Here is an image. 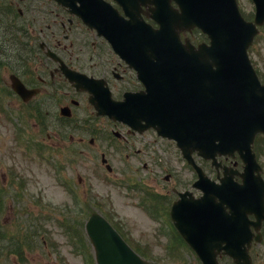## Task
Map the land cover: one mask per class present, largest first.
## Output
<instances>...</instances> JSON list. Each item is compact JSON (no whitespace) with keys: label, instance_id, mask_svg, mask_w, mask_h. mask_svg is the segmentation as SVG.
<instances>
[{"label":"water","instance_id":"95a60500","mask_svg":"<svg viewBox=\"0 0 264 264\" xmlns=\"http://www.w3.org/2000/svg\"><path fill=\"white\" fill-rule=\"evenodd\" d=\"M80 1L84 3L81 6L82 18L90 23L93 19L88 9L91 0ZM173 1L179 5V9H172L170 0H154L155 4H160L161 12H165V16L160 13L156 19L160 23L157 31L142 19L122 20L114 10H109L108 15L114 13L119 19L116 20L118 23L106 25L101 24L102 20H93L91 23L98 26L100 34L113 42L116 49L125 53L127 62L139 66L145 78L166 77L162 82L166 86L163 94L152 100L147 98L148 104L150 101V112L145 117L148 127L159 125L156 127L158 131L163 129L169 137H176L184 153L198 149L208 157L209 152L214 149L220 147L223 150L227 145L246 140L249 147L253 142V134L264 132V86L261 87L257 81L247 54L248 47L258 32L256 26L264 22V0H253L257 13L255 24L243 19L235 0ZM168 13L171 15L167 16ZM195 26L208 34L211 45L201 46V51L196 52V58L191 64L187 54L180 55L181 51L176 46L180 42L177 35L179 30H190ZM191 74H197L201 81L196 83L200 84V91L195 102L187 90L194 82ZM203 77L212 79L214 86ZM131 103L133 102L129 100L126 104L107 107L114 113L116 111L119 118L133 123L138 118L129 114ZM186 109L189 110L188 113ZM184 121L192 123L183 126ZM219 140L221 144L217 147L215 142ZM258 169L255 162L247 173L253 174ZM260 182L258 176L257 182L248 175L245 178L247 187L242 191H248L249 195L242 214L245 217L247 213L257 210L256 194ZM211 184L208 182V185ZM234 202L235 197L232 200L229 195L226 196L225 204L228 207L232 208ZM263 204L264 201L260 204L259 218L264 215ZM86 225L98 264H148L126 246L111 224L100 214L93 215ZM233 229L228 228V232L223 230L219 237L214 238L217 231L211 228L204 232L207 238L201 240L199 238L203 236V231L192 229L184 232L186 241L194 247L204 264H217L218 252L224 249L239 264H251L245 250L251 237L250 232L243 226L244 231L233 237L223 234H233Z\"/></svg>","mask_w":264,"mask_h":264},{"label":"rangeland","instance_id":"374dc122","mask_svg":"<svg viewBox=\"0 0 264 264\" xmlns=\"http://www.w3.org/2000/svg\"><path fill=\"white\" fill-rule=\"evenodd\" d=\"M237 3L245 17L254 16L251 0H237ZM193 39L196 43L201 42L195 36ZM249 57L260 78L264 79V26L249 51ZM16 107H19L16 98H0V192L6 196L4 209L0 213V252L13 251L12 245L19 238L29 248L24 256L8 259L14 264H90L91 258L96 264L88 237L85 249L76 248L87 220V216L78 214V205L74 202L76 197L79 206L82 207L83 201H86L91 211L109 215L108 221L121 226L130 245L139 249L140 255L153 264H200L186 246L180 249L181 253L175 254L171 239L166 234L167 227L161 229L164 222L163 218L161 221L159 218L162 212L159 199L147 196L155 193V179H158L157 168L150 165L149 150H143L138 157L148 167H142L137 175L131 174L129 169L123 173V166L114 158L112 178L101 163V152L109 148L106 138L97 139L92 147L83 152L71 154L66 150L69 142L58 140L51 132L49 134L59 148L53 149L49 145L42 151L39 145H35L39 134L31 128L33 125L24 124L23 110L20 107L18 111ZM90 114V111L85 113L89 122L110 134L111 126L107 122L97 121ZM115 142L121 145V141ZM261 145L259 161L264 166V141H261ZM151 146L160 155H165L164 163L168 169H181L182 155L175 144L162 140ZM58 164L64 170L57 168ZM12 169L17 171L18 179L26 184L17 202L13 193L20 191V185L13 181L17 177L12 175ZM131 182L138 184L141 190L129 192L126 187ZM69 187H74L76 192H70ZM158 188L164 191L162 185ZM33 235L39 241L34 240Z\"/></svg>","mask_w":264,"mask_h":264},{"label":"flooded vegetation","instance_id":"af4514ba","mask_svg":"<svg viewBox=\"0 0 264 264\" xmlns=\"http://www.w3.org/2000/svg\"><path fill=\"white\" fill-rule=\"evenodd\" d=\"M106 1L124 13V9L116 0ZM149 8L153 6L142 7L141 13L143 18L152 22ZM134 10L135 8L130 9ZM85 31L78 16L72 15L52 0H0V95L19 98L12 88L13 79L20 80L30 91L36 90L33 98L27 101L19 98L20 102L19 99L16 100L19 108L20 103L28 107L29 114L33 117V125L36 127L47 126L52 129L58 140H68L70 144L76 142L80 147L87 143L85 135H89V126H86L82 133L75 135L71 131H74L76 126L74 123H67L70 119L64 117L63 110L71 112L75 118L76 111L82 104L89 107V93L74 89L60 66L65 64L79 73L104 80L100 85V91L103 93L109 88L112 99L117 101L124 99L127 93L133 96L142 92L147 94V89L136 71L123 62L96 32L90 30L88 34ZM49 50L58 57V60L47 56ZM139 106L145 107L146 104L142 102L136 107ZM56 123L64 124L63 128H60L63 133L56 132V129L59 130ZM108 125L120 128L127 134L125 137L122 136V140L125 148H131L133 153H140L141 149L135 148L140 146L142 139L149 140V143H159L156 131L151 128L144 133H138L122 124L111 122ZM95 138L94 135L88 139L87 144L93 145ZM54 145L58 147L57 144ZM164 158L165 155L156 156L152 162L158 170V178L160 177L158 173L165 169L161 180L155 179L158 194L163 195L169 204L176 200L178 191L188 190L193 197L199 198L202 191L193 188V183L197 180L195 172L185 163L186 170L182 168L169 170ZM195 159L205 170L206 163L199 157ZM133 160L136 166L138 159L135 155ZM224 161L229 166L239 169L238 164L228 159ZM137 171V168H134L133 172ZM160 185L163 186L164 192L158 188ZM132 189H138V185Z\"/></svg>","mask_w":264,"mask_h":264},{"label":"bare ground","instance_id":"6f19581e","mask_svg":"<svg viewBox=\"0 0 264 264\" xmlns=\"http://www.w3.org/2000/svg\"><path fill=\"white\" fill-rule=\"evenodd\" d=\"M154 45H156L155 44V42H152ZM157 46V45H156ZM248 177H250V178H252V174L251 173H249L248 174ZM256 181V180H255ZM247 192V191H246ZM246 192H244V193H246ZM243 193V191L242 190H238L237 188H234V189H232L231 191H228V195L230 196V198L233 200V197H237L238 199H241V195L242 194H244ZM212 209H211V215L212 216H218L217 215V213L220 211V208H219V203H213L212 204V207H211ZM223 234H225L227 237H233L234 236V234H227V233H223ZM222 234V235H223Z\"/></svg>","mask_w":264,"mask_h":264}]
</instances>
